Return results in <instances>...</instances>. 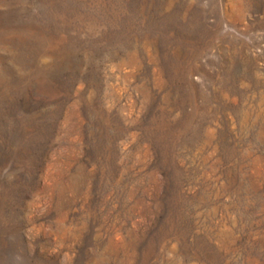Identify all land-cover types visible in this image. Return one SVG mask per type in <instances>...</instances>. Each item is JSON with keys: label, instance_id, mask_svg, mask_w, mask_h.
Here are the masks:
<instances>
[{"label": "rangeland", "instance_id": "374dc122", "mask_svg": "<svg viewBox=\"0 0 264 264\" xmlns=\"http://www.w3.org/2000/svg\"><path fill=\"white\" fill-rule=\"evenodd\" d=\"M0 264H264V0H0Z\"/></svg>", "mask_w": 264, "mask_h": 264}]
</instances>
